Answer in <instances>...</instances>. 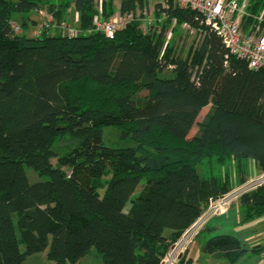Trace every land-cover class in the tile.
Wrapping results in <instances>:
<instances>
[{"label": "trees", "instance_id": "16d2710c", "mask_svg": "<svg viewBox=\"0 0 264 264\" xmlns=\"http://www.w3.org/2000/svg\"><path fill=\"white\" fill-rule=\"evenodd\" d=\"M169 1L156 5L162 29L145 31L137 12L147 0L119 8L103 0L104 18L136 14L109 37L94 30L99 0H0V264H23L49 246L55 264H80L93 247L104 264H160L210 199L231 190L229 159L240 182L248 160L264 172V67L250 68L194 10ZM252 2L260 13L264 0ZM72 3L78 35H28L31 12L61 23ZM174 20L203 32L186 58L173 55L172 41L165 48ZM110 126L135 145H106ZM66 135L78 143L59 156L53 147ZM240 205L247 219L261 218L264 184ZM202 249L231 262L250 250L230 233ZM178 264L194 260L184 254Z\"/></svg>", "mask_w": 264, "mask_h": 264}, {"label": "rangeland", "instance_id": "374dc122", "mask_svg": "<svg viewBox=\"0 0 264 264\" xmlns=\"http://www.w3.org/2000/svg\"><path fill=\"white\" fill-rule=\"evenodd\" d=\"M147 2L145 10L141 11V9H139L137 12L139 17L142 16L143 18H146V20H143L142 27L145 31H148L151 28L161 30L167 17L163 16L160 21H158L155 16V10L157 9L156 5L160 3V0H147ZM115 3L117 4L116 0ZM239 3L242 8L240 21L243 26V30L247 32L254 31L258 34L262 33L264 31V8H262L260 13L253 14L249 8L255 2H252V0H239ZM72 5L73 6L67 11L66 19L72 26H77L79 24V18H77L73 3ZM116 13H118V11ZM250 17L252 18V23L246 28L245 25L249 22ZM15 21L20 24L18 20ZM56 32V30H52L50 34L54 35ZM202 34V31L194 28H188L184 25L178 27L177 22L172 21L168 24L165 48L169 42L172 41L174 44L173 55L175 57L180 56L186 58L189 52L194 50L199 45ZM163 75L172 76V71L170 69H166L163 72ZM138 88L139 86L137 89ZM141 93L143 94L145 91H141ZM209 109L210 106H207L201 111L198 118L199 121L205 116ZM197 131L198 127L194 126L189 134V137L196 134ZM104 140L106 145L111 147L119 148L135 145V141L133 139L121 138V131L115 126L106 127L104 129ZM77 143L78 142L75 138L66 135L59 138L53 148L59 156H62L73 149ZM52 162L56 164L57 160L52 159ZM244 164H247L248 167L247 171H244V173L241 174V177L245 176L244 181L240 182L237 162L233 159H229L227 162L226 167L232 178L231 189L244 183L251 177L264 175L263 171L256 168L254 161L248 160ZM199 171H201V169H199ZM27 173L32 181L40 179L39 175L29 167H27ZM105 180L107 179H103V182H105ZM103 189L101 188V190H99L101 195L103 194ZM139 190L140 187L137 190V193ZM129 207L130 203L127 204V209ZM222 233H230L239 236L242 241V246L250 250L241 256L236 262H231L227 257L222 255H214L213 258L208 259L210 254L202 251L200 246L204 245L209 238ZM166 235H169L168 231ZM52 239L53 236H50V242H52ZM24 248L25 244L21 242V249ZM49 248L50 246L46 250L28 256L23 264H55L54 261L48 258ZM252 248L260 250L254 252ZM189 252L192 254L191 256H195V264H264V215L261 218L254 217L247 219L246 213H244L241 208L240 199H237L234 201L230 210H228L226 214L213 217L200 228L198 234L195 235L193 241L188 246L185 254L187 255ZM80 264H104V262L100 253L93 247L84 257L80 259Z\"/></svg>", "mask_w": 264, "mask_h": 264}, {"label": "built area", "instance_id": "2783aa9c", "mask_svg": "<svg viewBox=\"0 0 264 264\" xmlns=\"http://www.w3.org/2000/svg\"><path fill=\"white\" fill-rule=\"evenodd\" d=\"M160 2L166 8L170 5L169 0H160ZM174 5L194 10L201 18V23L214 30L222 38L230 53L246 61L250 68L264 67V31L258 34L254 31L243 30L240 21L242 8L239 0H174ZM98 10L94 19V30L103 32L109 37H113L118 30L125 28L136 18L133 12L124 15L118 12L110 18H104L103 0H99ZM12 26L16 33L22 32L21 27L16 23H12ZM184 26L191 28L188 23ZM45 28L50 31L56 30L57 33L70 37L80 32L77 26H72L67 20L57 23L50 13L45 14L34 34H41ZM174 67L173 64L168 66L170 69ZM262 184H264V175L251 177L222 196L210 199L201 216L170 247L160 264H178L201 227L213 217L226 214L235 200L254 191Z\"/></svg>", "mask_w": 264, "mask_h": 264}, {"label": "crops", "instance_id": "0c3cea01", "mask_svg": "<svg viewBox=\"0 0 264 264\" xmlns=\"http://www.w3.org/2000/svg\"><path fill=\"white\" fill-rule=\"evenodd\" d=\"M116 2H117L116 6H117V8H119L121 0H116ZM45 14H47L45 10H43V11H33V12H31L29 14V21H28L29 22V27H28L29 30L27 31L28 35H31V36L34 35L35 29L38 27V24L44 19ZM76 14H77V18H79V14H78L77 11H76ZM200 247L203 248V245L200 246ZM202 251H203V249H202ZM191 255L192 254L190 252L187 254V256L189 258H192L194 260V264H195V259L196 258H195V256H191ZM213 256L214 255H209L208 259L213 258Z\"/></svg>", "mask_w": 264, "mask_h": 264}]
</instances>
